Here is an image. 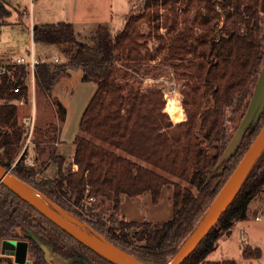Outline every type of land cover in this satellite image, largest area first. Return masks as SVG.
Segmentation results:
<instances>
[{"label":"trees","instance_id":"16d2710c","mask_svg":"<svg viewBox=\"0 0 264 264\" xmlns=\"http://www.w3.org/2000/svg\"><path fill=\"white\" fill-rule=\"evenodd\" d=\"M140 1L142 13L131 10L120 30L113 32L108 23H96L89 28L87 41L68 21L32 25L33 43L53 46L61 55L58 61L40 59L35 64V97L36 94L50 97L58 79L72 69L81 71L82 80L94 81L96 89L81 115L79 131L83 134L74 137L70 167L65 166V157L52 146L58 142L59 134V125L54 122L45 127L34 125L31 141L35 156L32 163H26L23 155L17 159L27 129L18 119L17 101L23 98L27 103L31 99L27 84L30 71L26 64L6 65L0 74V164L62 209L87 221L112 244L142 261L161 264L177 251L201 217L200 199L212 201L264 123L263 113L224 169L207 177L233 134L224 123L237 115L240 120L264 59V0H222L225 31L217 37L211 27L217 14L213 0H202L205 12L198 14L197 25L202 30L199 36L186 23L180 28L173 23L168 26L166 57L175 68L190 70L187 75L192 81L182 92L184 120L175 118L166 105L165 110L176 123L163 109L162 90L159 87L144 90L127 74L131 70L140 71L153 58L141 27H158L155 22L160 16L158 9L168 5L174 8L177 0ZM8 6L7 1L0 0V27L10 22L13 10ZM194 39L199 50L193 44ZM17 85L20 88L15 92L13 88ZM52 103L61 122L65 107L57 98ZM39 159H43L42 164L55 163L52 178H38L41 169L35 164ZM177 180L189 187H182ZM165 185L173 186V213L159 224L125 219L118 225L106 224L93 212L94 202H86L88 196L108 201L114 213L123 196L133 198L149 193L155 202ZM261 194H264V152L217 224L181 264H238L235 259L207 256L216 247L218 230L230 233L235 222L247 218L250 202ZM93 217L95 220H91ZM17 228L24 236L15 233ZM26 228L53 243L55 251L63 256L70 251L69 246H76L93 260L112 264L0 184V241L25 239ZM67 238L75 244L69 245ZM28 252L31 264H48L42 250L31 240ZM241 255L258 258L261 249L241 244Z\"/></svg>","mask_w":264,"mask_h":264},{"label":"rangeland","instance_id":"374dc122","mask_svg":"<svg viewBox=\"0 0 264 264\" xmlns=\"http://www.w3.org/2000/svg\"><path fill=\"white\" fill-rule=\"evenodd\" d=\"M71 1L72 0H13V6L17 7L19 11H22L24 9L25 14L23 17L22 12H18V15L21 19L20 23L17 22L12 25L5 24L0 27V66L11 64L12 60L17 56H25L26 58H28L29 52L31 51L39 59H44L46 61H55V58H57L58 60L61 59V55L57 48L44 44H34L31 40H29L26 27L30 24L31 19L26 17V13L30 12L32 8V22L38 21L39 18L43 22H54L57 21V19H61L62 6L65 5L72 8ZM94 1V6H97L98 2L101 0ZM213 2L215 4L217 14L215 16V19H213L211 23V27L213 29V33L217 37L223 34V32L225 31V12L222 7V0H213ZM112 4L113 6L111 9V13L113 21H109L108 23L113 32L120 30L124 26L125 17L131 10H133V13H142V1L140 0H112ZM8 8L11 10L13 9L11 6H8ZM158 12L160 13V16L158 21H155L158 22V27H151L147 25L141 27V30L147 37V48L152 54L153 58L146 62L142 66L140 71H129L127 77L134 78L136 81H138L140 87L144 90L147 88L159 87L163 92V109L168 114L170 120L173 123H176L172 120L169 113L165 110L166 105H168L167 102L169 99H174L178 103L181 114L179 115V117H174L177 119L183 117L182 120H184L186 115L182 106V92L186 88L187 84H189V82L192 84V81L189 80L188 77V75L190 74V70H185L180 67L175 68L174 65L166 57V41L169 32L168 26L173 23L177 24V28H180L184 25V23H186L192 26L193 29L197 31L196 36H199L202 33V30H200L199 25H197L200 21V17L198 16V14H203L205 12V9L202 0H192L190 2H188L187 0H177L174 8L173 6L168 5L167 8L161 7L160 9H158ZM13 14L15 13L13 12ZM18 15L15 14L17 18ZM119 18H121V20ZM115 21H120L121 24L117 26L118 24L114 23ZM26 23L27 25H25ZM75 29L77 33H80L81 38L87 41L89 28L78 27V24L76 23ZM193 44L197 46V42L195 39L193 41ZM196 50H199V46L196 47ZM10 56L11 58H9ZM190 58L193 59V55H191ZM119 75H122V72H120ZM121 82L124 83V80L121 79ZM95 89L96 84L94 81L82 80L81 71L79 69H72L68 74H64L58 79V81L52 88V95L50 97H44L39 94H36L35 97L34 95L35 114L33 124L35 126L45 127L48 122L58 123V142L52 146L56 148L57 152L63 154V156L65 157L66 167H70V163L72 161L70 155L72 154V152H74V137L77 134H83L79 131V121ZM54 98H57L63 104L66 110L65 118L61 122H58L56 117L55 106L52 103ZM32 105L33 102L31 101L25 103L22 106L18 105L17 114L19 121H23V116L27 117L31 115ZM228 113L229 112L227 110V114ZM237 117H239V115H237L236 117L233 116L232 121H225L224 123V127H226L227 131L231 134L234 132V128L236 129L239 123ZM24 141L23 143H25ZM105 145L109 146L107 144ZM22 146L19 150V153L22 149ZM111 149L117 150L114 147H111ZM25 153L34 158L35 152L33 149L32 141L28 144ZM42 160L39 159L35 164L37 168L41 169L40 173L37 175L38 178H52L55 175L56 171L55 163L52 161H45V163L42 164ZM154 169L159 171L157 168ZM177 181L182 187H189L187 183L179 180ZM165 187L168 189L171 188L172 191H174L172 185H165L164 188ZM263 199L264 195L261 194L259 196H256L250 202V204L252 203L253 206H256L254 212H249L246 219L235 222V224L231 228L230 233L227 234L223 230H218L219 238L216 242V247L208 254V258L235 259L238 264H264ZM99 201L100 200L98 198L93 201L95 206L93 212L100 218H102V220H104L106 224L113 223L114 225H118L120 220L123 219L119 216L118 211L113 213L108 201ZM200 203L202 205L203 212L210 204L206 203L203 199H200ZM69 214H71L74 219L79 220L82 223L81 227L88 231L91 235H94L99 240L108 243L107 240H105L106 238L99 234L97 231L93 230V228L87 223V221L79 219L73 213ZM255 215H258V219H255ZM91 220H95V218L93 217L91 218ZM243 226L246 228L245 230L242 228ZM15 233L21 235V237L24 236L23 231L19 228L15 229ZM65 240L67 241V243L69 242V245L75 244L68 238ZM247 243L253 246L257 245L260 247L261 255L258 258H244L241 255V244ZM86 254L91 259H93L88 253ZM26 260L29 261L27 264L32 263V258L28 250ZM94 261L97 264H107L98 259H94ZM11 263L16 264L13 257L7 255L6 253H1L0 251V264Z\"/></svg>","mask_w":264,"mask_h":264},{"label":"water","instance_id":"95a60500","mask_svg":"<svg viewBox=\"0 0 264 264\" xmlns=\"http://www.w3.org/2000/svg\"><path fill=\"white\" fill-rule=\"evenodd\" d=\"M264 113V59L255 80L251 95L249 97L246 109L241 116L239 123L231 135L228 143L221 152L216 164L210 168L207 175L209 178L216 170L222 171L226 162L236 153L243 138L250 134ZM264 152V123L256 136L252 139L238 163L232 170L231 174L224 181L206 210L203 212L197 223L194 225L190 233L182 242L177 251L172 254L164 263L161 264H181L198 246L208 232L218 222L220 216L229 206L232 200L239 192L242 184L246 180L248 174L259 160ZM0 184L15 192L18 196L34 206L51 222L64 230L76 241L86 246L102 258L112 264H152L142 261L127 251L107 242L104 244L98 239L83 234L74 217L66 210L62 209L53 200L47 197L43 192L19 178L10 168H6L0 164ZM55 209L61 212L66 218L73 220L74 225H69L62 220ZM95 232V231H94ZM96 233V232H95ZM99 236V235H98ZM25 237L27 239L5 238L1 241L0 251L13 257L16 264H25L29 240L33 241L43 252V257L48 264H96L84 252H78L77 255L65 257L54 250V245L35 230L25 229ZM113 247L115 250H113ZM116 249L121 251L125 256L120 255Z\"/></svg>","mask_w":264,"mask_h":264},{"label":"crops","instance_id":"0c3cea01","mask_svg":"<svg viewBox=\"0 0 264 264\" xmlns=\"http://www.w3.org/2000/svg\"><path fill=\"white\" fill-rule=\"evenodd\" d=\"M7 3L9 6L13 8L12 15L9 17L10 22L7 25H12L17 22L20 23L21 19H20V16L18 15L19 14L18 12H22L23 14L22 16L24 17L25 10L23 9L22 11H19L17 7L13 6L12 4L13 0H7ZM71 3H72V8L69 6L67 7L65 5L62 6L61 8L62 16H61V19H57V21H68L74 24V26L77 23L78 27H86V28H90L96 23H101V22L108 23L109 21H113V17L111 13V9L113 6L112 0H101L98 2L97 6H94V3H95L94 0H72ZM13 12L18 15V18L15 16V14H13ZM30 13H31V16L33 17L32 8L30 10ZM126 17H125V20H126ZM119 19L121 20V18ZM41 22L43 21H41V19L39 18L38 21H33L32 23L34 24V23H41ZM114 23H117L118 24L117 26L121 24L120 21H115ZM25 25H27V23ZM2 26L3 25H1V27ZM27 27L29 29L28 38L29 40L32 41V31L30 28V24L27 25ZM9 58H11V56ZM72 155H73V152L70 155L71 158H72ZM72 169L75 170L76 165H73ZM251 205L252 203L249 204L250 213L254 212L256 208L255 205L254 206L253 205L251 206ZM172 213H173V191L171 188L168 189L166 187L165 188L163 187L161 189L158 200L155 202L152 200V197L149 193L141 194L133 198L125 195L121 198L119 206H118V214L121 218L125 220H132V221L147 220V221H150L152 224H159V223H162L168 220L171 217ZM257 216L258 215H255V217ZM242 228L244 230L246 229L244 226Z\"/></svg>","mask_w":264,"mask_h":264},{"label":"built area","instance_id":"2783aa9c","mask_svg":"<svg viewBox=\"0 0 264 264\" xmlns=\"http://www.w3.org/2000/svg\"><path fill=\"white\" fill-rule=\"evenodd\" d=\"M26 17L30 18L31 21H30V28H31V31H32V16H31V13L28 12L26 14ZM41 60L31 51L29 52V57L28 59L25 58V56H17L15 57L11 64L15 63V64H26L29 68V71H30V77L29 79L27 80V84L29 85V88H30V95H31V99L30 101L33 102V105L31 106V115L29 116H23V122L24 124H26V137H25V143H23V146H22V149L17 157V159L23 155L24 156V159H25V162L26 163H32L33 162V157L27 155L25 153L26 149H27V146L28 144L31 142V135H32V132H33V120H34V114H35V107H34V75H33V72H34V66L35 64L39 63ZM55 61H58L57 58H55ZM4 67L5 66H0V74L3 72L4 70ZM20 88V85H17L16 87L13 88V90L15 92H17ZM17 104L22 106L25 104V101L23 98H20L18 99L17 101ZM95 200V197L94 196H88L87 197V201L86 202H90V201H94ZM256 219H258V216L255 217ZM27 264V263H25Z\"/></svg>","mask_w":264,"mask_h":264},{"label":"bare ground","instance_id":"6f19581e","mask_svg":"<svg viewBox=\"0 0 264 264\" xmlns=\"http://www.w3.org/2000/svg\"><path fill=\"white\" fill-rule=\"evenodd\" d=\"M167 106H168V108L170 109V111L173 113V115L174 116H176V117H179V115L181 114V111H180V109H179V105H178V103L174 100V99H169L168 100V102H167ZM55 212L57 213V215L62 219V220H64L65 222H67L69 225H74L75 224V222H76V224H77V226H78V228H79V230L83 233V234H85V235H87V236H90V237H92V238H94V239H98L96 236H94V235H91L88 231H86L84 228H82L81 226H82V223L79 221V220H76L75 222H73V220H70V219H68V218H66L61 212H59L58 210H56L55 209ZM99 240V239H98ZM101 241V240H100ZM103 242V241H102ZM104 244H106V245H110L109 243H106V242H103ZM113 250H115V248L113 247ZM116 251L120 254V255H122V256H125V254H123L121 251H119L118 249H116Z\"/></svg>","mask_w":264,"mask_h":264},{"label":"flooded vegetation","instance_id":"af4514ba","mask_svg":"<svg viewBox=\"0 0 264 264\" xmlns=\"http://www.w3.org/2000/svg\"><path fill=\"white\" fill-rule=\"evenodd\" d=\"M25 239H27L25 237ZM70 251L65 255V257H71L74 255H77L78 252H83L79 247L73 246L72 248L69 246ZM55 250V247H54ZM57 252V251H56ZM59 253V252H58ZM85 253V252H84ZM61 254V253H60ZM90 258V257H89ZM91 259V258H90ZM92 261H94L93 259H91ZM95 262V261H94ZM96 263V262H95ZM97 264V263H96Z\"/></svg>","mask_w":264,"mask_h":264}]
</instances>
